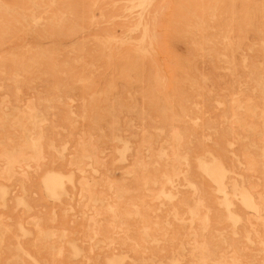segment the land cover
Wrapping results in <instances>:
<instances>
[{
  "label": "rangeland",
  "instance_id": "obj_1",
  "mask_svg": "<svg viewBox=\"0 0 264 264\" xmlns=\"http://www.w3.org/2000/svg\"><path fill=\"white\" fill-rule=\"evenodd\" d=\"M0 264H264V0H0Z\"/></svg>",
  "mask_w": 264,
  "mask_h": 264
}]
</instances>
